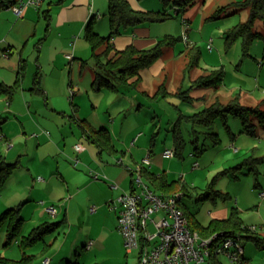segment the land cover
Wrapping results in <instances>:
<instances>
[{
	"label": "crops",
	"instance_id": "1",
	"mask_svg": "<svg viewBox=\"0 0 264 264\" xmlns=\"http://www.w3.org/2000/svg\"><path fill=\"white\" fill-rule=\"evenodd\" d=\"M104 1L107 0H43L39 8L27 7L22 16H18L9 7L0 10V84L17 86L12 93L3 92L0 88V160L4 158L9 162L19 163V167L1 191V200L2 196H6L5 201H1V209L20 204V212L25 222L34 221L37 224L48 217L57 220L65 218L68 232H65V238L62 242L59 240L58 244L62 245L63 249L70 240L74 243L72 247L77 251L80 248L78 241H81L82 247L88 252L85 259L88 262L138 264L140 253L133 257L134 252L127 251L124 238L119 231L120 207L116 199L132 190L134 171L143 162L146 148L144 146L128 148L124 142L126 146L124 149L123 144L115 141L117 120L113 119L111 122L105 117L101 119V112H105L102 106L107 99L110 101L109 106L116 102L107 92L122 94L123 88L138 90L157 101L164 96H155L161 86L166 87V90L162 91L166 94L165 98L172 94L177 96L178 90L173 93L168 89L166 77H158L154 90L141 88L142 74L141 81L136 87L122 85L117 92L108 89L95 91L91 85L92 91L98 94L101 92V97L98 100H91L90 106L92 104L94 110H90L88 114L82 113L83 104L75 97L77 93L74 91L70 97L69 89L74 86V82L72 79L67 82L65 72L68 66L71 72L77 71L78 68L80 70L86 68L87 59L92 52L89 43L83 37L85 25L103 8ZM129 2L136 9L160 11L153 10L159 9L156 3L147 6L138 0ZM132 29V32L126 31L113 39L118 49L129 44H134L138 48H149L158 41L157 34L152 33V27L148 23ZM188 46L191 45H187L184 52L185 72L195 68L187 67ZM68 55H71V58ZM84 61L87 63L84 64ZM154 64L152 67L154 74H159L160 70L165 69V62L162 60ZM181 87L184 89L183 84H179L177 89ZM222 88L224 89L219 86L215 90L207 87L204 89L207 91L201 93L210 92L224 101L231 99L234 90L231 89L230 93L225 90L227 95H223ZM240 95L241 97L244 95L243 91ZM261 95H264L263 91ZM204 96L206 95L192 96V100ZM245 97L255 102L264 99V96L254 98L252 93L250 95L246 93ZM141 100L142 97L135 94L130 102L134 107L141 103ZM83 119L86 121L85 128L81 125ZM100 123L105 126L98 127ZM102 127L110 131L115 152L100 151L89 139L91 131ZM233 135L232 139L236 138L239 142L240 137L234 133ZM135 137L133 142L137 144L144 134L140 132ZM232 142L229 144L233 146ZM77 144L82 146L81 150L75 148ZM248 145L249 142L239 150L235 147V152L231 153L233 156L231 161H238L243 148L245 150ZM151 152L152 146L148 152L151 163L145 166L155 173L165 171L169 180H176L170 176L171 168L157 163L156 158L152 160ZM92 172L98 173L99 178H94ZM184 176L187 177V174L180 176L179 179ZM144 179L147 181L145 177ZM185 182L187 183L186 180ZM113 184L118 187L113 188ZM51 205L57 209L55 215L47 210ZM93 207L96 208L95 212L92 211ZM184 207L202 225H208L213 219L226 218L231 211L229 207L215 206L209 210L211 219L204 222L196 217L186 204ZM160 216L161 213H156L153 218L159 219ZM76 222L81 232L72 238ZM150 224L155 230L154 225L151 222ZM81 233L84 234L81 236ZM69 251L70 249L64 252L66 257ZM56 254L57 251L52 255L47 253L42 257V263L44 264L46 258H50L52 264ZM244 256L250 260L245 254V247ZM217 260L219 264H223L220 255H217ZM201 264L212 262L208 258Z\"/></svg>",
	"mask_w": 264,
	"mask_h": 264
},
{
	"label": "rangeland",
	"instance_id": "2",
	"mask_svg": "<svg viewBox=\"0 0 264 264\" xmlns=\"http://www.w3.org/2000/svg\"><path fill=\"white\" fill-rule=\"evenodd\" d=\"M108 1H104L103 8L93 15L96 17L94 29L103 36L110 33ZM138 1L147 6L156 3L159 5V9L154 8L153 10H165L173 15V17L165 21L148 23L152 27V33L157 34L158 39L166 35L180 38L172 47H165L162 56L157 60L165 62L164 70H160L159 74H154L152 72L154 63L141 70L143 78L140 84L141 88L146 87L149 90H154V84L158 77H166L168 89L175 93L179 84H183L184 89L190 88L193 79L203 74L206 69H223L224 76L219 85L224 87L222 92L226 90L230 93L231 89H233V96H235L237 94L240 95V92L243 91L244 95L242 97L240 95V100L243 104L256 105L261 102L247 99L245 94L248 93L250 95L252 93V96L257 99L260 96H264L261 95L262 91L264 92V21L258 20L256 22L254 30L262 35L252 39L247 48H244L243 37L241 36L232 37L230 40L227 39V33L231 28L249 19V7L232 6L233 3H241L245 0H195L192 4L185 5V10L178 14L172 0L169 4H165L163 0ZM223 6L226 7L225 11L215 18L216 11ZM185 20L189 24L187 33L190 45L196 44L201 49L200 66L186 72L184 71L186 63L184 52L187 44L182 38L183 31L187 26ZM132 30L127 29L123 33H126V31L132 32ZM211 38L212 49L208 47ZM87 61L88 64L85 69L80 70L78 68L77 71L71 72L68 66L65 72L67 82L70 79L74 82V86L69 89L70 97L74 91L77 93L74 96L83 104L82 113L84 114L94 110L92 104L90 106L91 100H98L101 97V92L98 94V92L92 91L91 88L96 69L94 61L91 56L88 57ZM78 63L80 65V62ZM219 86H210L208 88L216 90ZM206 88L205 86H195L190 92L192 96H206L201 99L195 98L192 101H184L174 94L168 98L161 97L157 101L138 90H126L127 88H123L122 94L107 92L109 97L115 99L116 102L109 106L110 101L107 99L102 106L105 112H101V119L105 117L111 122L113 119L117 120V136H114V139L123 144L124 149L126 148L124 142L127 143L128 148L144 146L146 148L144 157H146L152 146V160L156 158L157 163H162L167 168H171V171H169L171 172V178L179 179L180 176L187 174V177L184 176L181 180H186L191 189L194 186L197 189L194 190L192 196H185L182 201L200 220L208 222L211 219L209 210L214 209L215 206L229 207L230 209L233 206H237L242 209V217L246 224L264 228V197L261 196L264 188V125H257L255 135L243 132L240 119L233 115H229L228 118L231 132L227 131L221 118L214 122L211 129L195 125L187 116L201 111L216 100V97L210 92L201 93L202 91H207L204 90ZM135 94L142 97V102L133 107L130 99ZM222 94L227 95L225 92ZM262 108L264 109V103ZM182 114L186 116H182ZM101 124L98 127L105 126ZM194 128L200 130L197 135L199 136V143L204 147V151L200 155H196L194 152L195 144L193 141L196 139ZM140 132L144 134V137L136 144L133 140ZM208 132L217 133L220 139L218 144L215 145L213 143L212 137L207 134ZM178 133L182 135L185 142L183 155L181 157H168L165 155V151L167 149L174 150V136ZM231 133L240 137L239 142L236 141V138L232 139ZM230 141H233V146L229 144ZM247 142H249V145L245 150L243 148L238 161L232 162L233 156L231 153L235 152V147L239 150ZM248 157L263 159V161L245 164L244 160ZM251 164L256 165L259 170L257 178L255 173L250 170ZM214 180L215 189L228 193L227 198L222 199L219 197L216 200L217 203H213L211 199L197 201L196 197L204 192ZM1 191L3 189L0 190V194ZM5 197L2 196L3 201H5ZM2 200L0 198V215L6 210L1 209ZM19 205L17 204L16 206ZM46 221L53 222L57 221V219L48 217L39 221L40 223L38 224L34 223V221L25 222L24 219L18 240H14L9 245H5L7 241L6 224L1 226L0 256L19 259L25 251L27 254L34 253L38 255L33 264H43V255L40 254L43 248L42 242L33 248H23L19 242L34 227ZM66 229L67 226L63 225L53 234L45 236V241L52 243L47 253L51 255L55 254L56 251L58 253L56 258L54 257L55 260L52 261V264H93L85 260L88 257V252L82 247L81 241H78L80 248L77 251L73 248L74 243H71L70 240L63 249L62 245L58 244L59 240L62 242L65 238V232H68V229ZM79 232H81V228L76 222L72 238H75V234L78 235ZM259 233L261 238H264V232L260 231ZM82 234L84 233H81V236ZM240 241L245 247V254L250 258L251 264H264V239L260 241L240 239ZM69 249L70 251L66 257L64 252ZM133 252V257L139 254V250H134ZM220 261L223 264H232L224 254L220 255ZM116 263L113 262L112 264Z\"/></svg>",
	"mask_w": 264,
	"mask_h": 264
},
{
	"label": "trees",
	"instance_id": "3",
	"mask_svg": "<svg viewBox=\"0 0 264 264\" xmlns=\"http://www.w3.org/2000/svg\"><path fill=\"white\" fill-rule=\"evenodd\" d=\"M165 4H169L171 0H163ZM177 8V14L184 11V6L192 4L195 0H172ZM16 0H0V10L10 7ZM245 6L249 7L250 15L246 22L240 23L231 28L227 33V39L234 37H243L244 48L248 47V44L252 39L261 36L262 34L254 30V26L258 20L264 21V0H245L244 2L233 3L232 6ZM231 6V5H230ZM225 6L220 7L216 13L215 18L219 17L221 13L225 11ZM173 17L167 11H149L140 10L134 8L129 0H109L108 1V18L110 33L106 36L96 32L95 22L96 17L92 16L86 23L84 29V39L89 43L91 47V58L95 64V73L92 81V88L95 91H101L108 89L111 91H119L120 86L130 85L136 87L141 81V70L149 67L155 63L163 54L165 47H172L176 41L180 38L171 35L158 39V41L149 48H138L134 44H129L122 49H118L113 39L120 36L124 30L135 28L145 23L161 22ZM188 69L199 67L201 62V49L196 44L188 46L187 49ZM84 64L87 61L83 62ZM224 76L223 69H211L203 74L199 75L193 80L190 88L178 89L176 95L182 100L190 101L192 96L190 90L195 86L217 87L221 84ZM17 86H3L0 84V88L3 92L12 93ZM166 87L163 85L156 93V97L166 94L162 93ZM264 100L256 105H246L240 100V95L237 94L229 99L227 102L222 101L220 98L205 107L199 112L192 115H188L187 118L195 125L204 127L205 129H211L214 122L217 119H222L227 131L231 132L230 125L228 123L229 115H233L240 119L242 124V131L250 134H256L257 125H264V109L262 104ZM182 116H186L183 115ZM85 120H81L83 128L86 127ZM196 139L193 141L195 144V154L200 155L204 151V147L199 143L200 130L194 128ZM204 133V132H203ZM212 137L213 143L216 145L219 143V137L217 133L208 132ZM232 134V133H231ZM232 136H234L232 134ZM89 139L100 149V151L115 152L113 146L112 137L110 131L105 128H99L91 131ZM175 148L174 156L181 157L184 149V139L180 133L174 136ZM252 157V156H251ZM256 162H262L263 159L259 158H245L244 163L249 164ZM255 162V163H256ZM143 177H145L148 183L154 187L157 191L163 192L166 195H171L176 192H182L184 196H192L194 190L197 187L190 188V185L181 179L169 180L168 174L163 171L161 173H155L150 171L146 166L140 165ZM241 166V165H239ZM238 166V167H239ZM19 167L18 161L9 162L2 158L0 160V190L3 189L8 182L13 172ZM250 170L258 177L259 170L256 165L251 164ZM215 180L209 184L206 190L200 193L197 197V201L211 199L216 202L217 198L221 197L226 199L228 193H224L215 189ZM260 185V184H258ZM188 219L191 229L196 230L203 237H210L216 233H220V236L228 237L235 236L240 239H253L256 241L263 240L259 232L250 229V225L244 223L242 218V211L237 206H233L229 215L223 219H213L208 225H202L196 221L192 214L186 210L184 203H181ZM66 219H61L53 222H43L34 227L27 236H23L19 242L23 248H33L38 243L43 244V248L40 254L44 257L52 243L45 241V236L53 234L63 225H65ZM6 224L7 241L5 245H9L14 240H18L20 236L22 226L24 224V218L20 212V206L10 207L3 211L0 215V227ZM37 254L23 252V256L19 259H11L5 256H0V264H33L37 258ZM209 260L212 264H219L217 255L211 254ZM241 264H251L250 260L243 255Z\"/></svg>",
	"mask_w": 264,
	"mask_h": 264
},
{
	"label": "built area",
	"instance_id": "4",
	"mask_svg": "<svg viewBox=\"0 0 264 264\" xmlns=\"http://www.w3.org/2000/svg\"><path fill=\"white\" fill-rule=\"evenodd\" d=\"M42 3L43 0H16L9 8L18 16H22L27 7L39 8ZM185 23L187 26L182 38L190 45L187 33L189 24L186 20ZM208 47L212 49V39ZM68 57L71 58V55ZM75 148L81 150L82 146L77 144ZM165 155L173 157L174 150L167 149ZM150 162L148 154L143 163ZM92 174L94 178H99L98 173ZM133 186L134 190L121 194L116 201L120 207L119 231L124 238L127 251L139 250L138 264H201L212 253L218 256L224 254L232 264H241L244 246L239 237H222L220 233L203 237L198 231L191 229L185 211L179 206L180 195L167 196L152 190L144 180L140 167L135 171ZM112 187L118 186L113 184ZM261 196L264 197V188ZM47 210L52 215L57 212L54 205L48 206ZM92 211L95 212L96 208L93 207ZM157 212H163L162 217L152 218ZM150 222L155 227L154 231L148 226ZM250 229L264 232L263 227L256 225H250ZM43 262L50 264L51 261L50 258H46Z\"/></svg>",
	"mask_w": 264,
	"mask_h": 264
},
{
	"label": "bare ground",
	"instance_id": "5",
	"mask_svg": "<svg viewBox=\"0 0 264 264\" xmlns=\"http://www.w3.org/2000/svg\"><path fill=\"white\" fill-rule=\"evenodd\" d=\"M81 146V145H80ZM77 162H78V159L76 160ZM151 163V162H150ZM141 165H143V166H147V165H149V164H144L143 162L141 163ZM139 167H141V166H139ZM136 171V170H135ZM135 171H134V176H135ZM143 176V175H142ZM144 178V177H143ZM133 179H134V177H133ZM145 180V179H144ZM146 181V180H145ZM147 182V181H146ZM147 184H148V186L152 189V190H154V191H156V192H159V193H162V194H164L163 192H160V191H157L154 187H152L148 182H147ZM132 190H134V186H132ZM176 194H179L180 195V200H179V206L182 208V206H181V203H183V198L185 197L184 196V194L182 193V192H176V193H173V194H171V195H176ZM164 195H166V194H164ZM182 195V196H181ZM167 196H169V195H167ZM184 210V209H183ZM157 213H161V212H157ZM154 214H156V213H154ZM153 214V215H154ZM153 215H152V218H153ZM162 215H163V212L161 213V216L160 217H162ZM159 217V218H160ZM155 219V218H154ZM150 223L148 224V226H149V228L152 230V231H154L151 227H150Z\"/></svg>",
	"mask_w": 264,
	"mask_h": 264
}]
</instances>
